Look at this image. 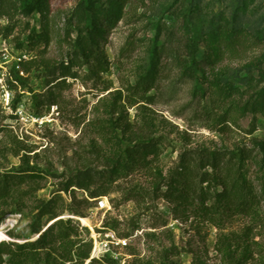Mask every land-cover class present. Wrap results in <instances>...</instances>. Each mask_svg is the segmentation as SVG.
<instances>
[{
	"label": "rangeland",
	"instance_id": "1",
	"mask_svg": "<svg viewBox=\"0 0 264 264\" xmlns=\"http://www.w3.org/2000/svg\"><path fill=\"white\" fill-rule=\"evenodd\" d=\"M16 1L15 20L0 21V55L9 56L0 73L11 93L10 108L0 102V172L33 168L44 178L0 200V264H264V0H95L83 34L105 31L96 45L106 70L83 64L63 86L47 68L72 56L79 0H49L47 18L34 0ZM108 13V24H94ZM45 23L48 47L31 40ZM154 68L156 86L144 92L139 81ZM15 99L26 118L14 113ZM144 138L160 151L140 164L126 149ZM243 148L255 155L245 161L256 193L250 214L163 197L183 151ZM86 167L99 182L68 188ZM54 216L62 222L41 242L34 229ZM109 230L127 245L113 247L116 259L91 260L94 237Z\"/></svg>",
	"mask_w": 264,
	"mask_h": 264
},
{
	"label": "trees",
	"instance_id": "2",
	"mask_svg": "<svg viewBox=\"0 0 264 264\" xmlns=\"http://www.w3.org/2000/svg\"><path fill=\"white\" fill-rule=\"evenodd\" d=\"M112 2V7L116 6L115 0ZM122 1V0H120ZM95 0H79L74 7L71 17L75 19L78 26L77 38L74 41V50L72 56L68 61H62L57 66L47 68L49 73L56 74L58 71L61 74L58 86L67 84L69 78H78L79 74L75 71L76 67L83 66V64H94L97 70H106L105 63L100 56L97 49L96 41L101 39V35L105 33L102 29L86 32L83 34L87 20L89 18V8ZM34 10L39 12L43 18H47L50 13L49 0H34ZM23 6L19 5L16 0H0V21L7 19L8 23H12L17 14L22 10ZM108 11V9H106ZM111 14L99 20L95 19V23L102 27L112 19ZM16 25L11 26L10 30H14ZM6 34L9 33V26L5 27ZM49 23H45L42 32L32 36L33 43L45 42L48 47L51 41ZM98 34H101L97 37ZM159 60L156 61L158 63ZM158 81L156 68L149 70L139 81V86H142L144 92H148L156 86ZM49 84V83H48ZM59 96L55 95L52 98V104L58 105ZM51 100V98H50ZM19 99L12 102L14 111L17 110ZM11 119L16 120L14 114L10 115ZM227 114L223 115V122L227 120ZM256 130L252 127L251 133ZM136 141V142H135ZM134 144L127 147L126 154L128 157L134 159L136 162L143 164L144 162L153 161L159 156L160 143L157 139H137ZM255 155L251 150L238 149L237 151L229 150H209V149H191L183 151L180 155L179 165L175 172L169 178V181L163 183L166 188L163 191V197L173 203L183 205L187 208H196L197 205L204 202L215 200L219 205H224L225 209L236 211L241 214H250L254 202L256 201V193L252 184L244 178L246 169L245 161L254 159ZM22 171H26L22 174ZM44 175L34 172L33 168L26 170L20 169L17 174L9 175L0 172V200L10 199L20 190L21 185L27 178L32 180H41ZM101 179L100 173L91 167H86L81 170L77 177L70 181L68 188L74 187L83 191L89 190L92 186L97 184ZM74 192V191H72ZM97 191L92 192V198H98ZM44 212H51V207L43 204ZM208 211L211 207H205ZM55 219V216L52 220ZM2 216L0 215V222ZM62 220H54L44 230L42 227L34 229L35 233H40L39 240L45 242L50 229L54 228ZM37 240V241H39ZM6 245H1V247ZM86 256V258H89ZM106 257V256H105ZM106 263H113L114 260L106 258ZM103 262L101 260H96Z\"/></svg>",
	"mask_w": 264,
	"mask_h": 264
},
{
	"label": "built area",
	"instance_id": "3",
	"mask_svg": "<svg viewBox=\"0 0 264 264\" xmlns=\"http://www.w3.org/2000/svg\"><path fill=\"white\" fill-rule=\"evenodd\" d=\"M3 54L0 55V68L4 69V64L6 62V60L9 58L8 56V50L4 49L1 51ZM23 58H26L27 55L23 54L20 57V60H22ZM3 75H1L0 73V102L2 104H4V107L6 108H10V102H11V93L8 90V88L6 87V82L4 80V78L2 77ZM15 114H17L18 116H20V118H26L25 115H23V112L21 110H16L14 111ZM95 201L97 202V207L98 208H106L107 204L106 202L102 199V198H96ZM101 239H99L98 237H94L95 243H94V247H93V251H92V255H91V260L92 259H97V260H101L102 258H104L106 255H109V253L112 252L113 247H122V246H126L127 245V239L126 238H121L119 237L116 232L109 230L108 232H106L103 237H100ZM114 253V252H113ZM110 254L109 256L114 259H116L115 254ZM109 264H113V263H109ZM115 264V263H114Z\"/></svg>",
	"mask_w": 264,
	"mask_h": 264
},
{
	"label": "bare ground",
	"instance_id": "4",
	"mask_svg": "<svg viewBox=\"0 0 264 264\" xmlns=\"http://www.w3.org/2000/svg\"><path fill=\"white\" fill-rule=\"evenodd\" d=\"M83 221L87 223V220L86 219H83Z\"/></svg>",
	"mask_w": 264,
	"mask_h": 264
}]
</instances>
